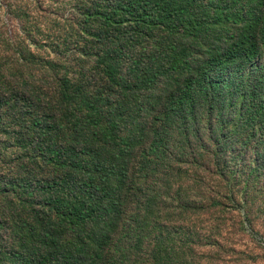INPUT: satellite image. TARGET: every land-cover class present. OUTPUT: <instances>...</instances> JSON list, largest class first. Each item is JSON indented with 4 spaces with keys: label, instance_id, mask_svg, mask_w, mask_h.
<instances>
[{
    "label": "trees",
    "instance_id": "obj_1",
    "mask_svg": "<svg viewBox=\"0 0 264 264\" xmlns=\"http://www.w3.org/2000/svg\"><path fill=\"white\" fill-rule=\"evenodd\" d=\"M75 3L0 65V264H185L170 204L264 191V0Z\"/></svg>",
    "mask_w": 264,
    "mask_h": 264
},
{
    "label": "rangeland",
    "instance_id": "obj_2",
    "mask_svg": "<svg viewBox=\"0 0 264 264\" xmlns=\"http://www.w3.org/2000/svg\"><path fill=\"white\" fill-rule=\"evenodd\" d=\"M75 0H0V65L9 69L20 50L42 59L53 58L57 43ZM254 202L200 206L181 211L167 208L166 218L176 243L187 251L185 264H264V191ZM179 228V229H178ZM190 246L193 250H190Z\"/></svg>",
    "mask_w": 264,
    "mask_h": 264
}]
</instances>
